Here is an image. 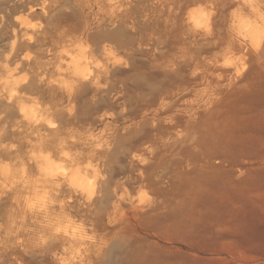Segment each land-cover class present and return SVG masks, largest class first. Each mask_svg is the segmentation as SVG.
Instances as JSON below:
<instances>
[{"label":"rangeland","instance_id":"1","mask_svg":"<svg viewBox=\"0 0 264 264\" xmlns=\"http://www.w3.org/2000/svg\"><path fill=\"white\" fill-rule=\"evenodd\" d=\"M39 2L0 0L5 17L0 49L8 50L11 30L18 27L13 16ZM203 2L118 0L123 11L108 15L107 0H48L46 9L32 15L45 25L36 39L43 40V49L54 52L58 38L72 36L86 39L97 52L109 44L127 62L110 74L105 101L92 104L87 89L76 103L82 122L75 127L107 125L111 133V150L99 154L107 179L92 204V222L102 237L92 264H264V56L247 61L246 84L204 112L205 84H193L191 73L200 54L212 57L228 43L234 5L215 0L219 44L200 52L187 35L185 14ZM27 48L35 53L30 62L35 69L39 47L24 43L21 55ZM102 112L114 115L100 120ZM8 115L0 125L18 118L16 109ZM133 153L149 163L134 160ZM138 185L154 197L150 207L132 208L124 201L114 207L125 186ZM11 195L0 200V218ZM58 247L27 254L18 247L0 248V262L17 264L15 256L22 264H54L51 252Z\"/></svg>","mask_w":264,"mask_h":264},{"label":"clouds","instance_id":"2","mask_svg":"<svg viewBox=\"0 0 264 264\" xmlns=\"http://www.w3.org/2000/svg\"><path fill=\"white\" fill-rule=\"evenodd\" d=\"M19 2L25 4L26 0ZM231 3L234 7L228 13L229 41L206 60L213 69L231 71L227 78L222 71L209 72L217 81H224L212 87L205 81V86L200 89L203 103L209 107L220 98L215 94L216 87L231 88L248 70V52H264V0H231ZM107 4L108 15L123 11L118 0H107ZM47 6L48 0L29 3L27 11L13 16L18 27L11 30L8 50L0 49L3 51L0 59V101L15 106L18 118L11 130L23 134L22 142L27 145L21 153L18 143L3 141L8 124L0 125V152L9 156L8 159L0 157V200L12 194L6 215L0 218V248L18 247L27 254L30 249L59 245L51 252L54 264H92L90 257L102 237L94 223L74 215L71 206L74 203L92 205L99 195L98 189L107 179L102 168L103 157L99 154L111 150V133L107 125L100 128L88 125L84 129L69 126L60 134L56 131L60 125L55 114L63 111L69 117L74 116L76 103L73 98L84 85L95 90L89 97L95 101V93L108 87L107 81L113 69L127 67V62L109 44L97 52L86 39L68 36L56 45L54 52L47 50L49 58L43 62V67L33 69L30 66V62L36 59L31 48L25 49L12 63L19 43L32 45L36 42L37 34L45 25L39 18L33 19L32 15L37 8L44 10ZM100 11L105 9L101 7ZM216 16L215 0H205L187 10L185 24L190 32L210 38V46H216L219 44L213 38V19ZM4 20L0 14V27ZM25 64L29 67L25 68ZM201 72L203 69L197 67L191 75L195 77ZM33 74L37 75L38 84L57 88L68 102L54 108L39 96L23 91ZM113 115L102 112L99 119ZM5 116L6 113L0 111V120ZM145 147L149 153L152 152L151 148ZM132 158L143 165L149 163L142 153H133ZM239 175L243 176V171ZM113 192L116 195V189ZM121 201L132 208H146L152 205L154 197L143 185L136 186L135 190L125 186L123 192L116 195L114 207H119L118 202ZM13 259L22 264L15 256Z\"/></svg>","mask_w":264,"mask_h":264},{"label":"bare ground","instance_id":"3","mask_svg":"<svg viewBox=\"0 0 264 264\" xmlns=\"http://www.w3.org/2000/svg\"><path fill=\"white\" fill-rule=\"evenodd\" d=\"M186 28H187L186 29L187 35L189 37L193 38V40H194L193 43L198 47V51L201 52L204 49H208L209 47H213V46H210V44H211V39L210 38H202V34L190 32L188 30V26L187 25H186ZM0 30H1V27H0ZM11 35H12V32H11ZM227 36H228V38H230L229 32H228ZM198 37L200 38V40L197 41L196 39ZM213 38L214 39L217 38V33H215V31H214V37ZM64 40H65L64 36L60 37V38H58V43H62V42H64ZM43 43H44L43 40H37L36 41V45L39 47V57H38V60L35 63V67H38V66L39 67H43L44 66L43 62L49 58L48 57V52H47L48 48L43 49V45H44ZM23 46H24V42L19 43V45H18V47L16 49V52H15V55L13 56L15 61L20 58L21 49H22ZM247 55L249 56L248 61H251V62L252 61H255V62L257 61L258 62V61L263 59L264 52H261L259 54H254L251 51H249ZM143 56H144V54H143ZM211 58L212 57H210V56L202 57V55L200 54V61H198V63L196 64V68L197 67L202 68L203 72H201L197 76L193 77V80H194L193 84H205V81H207L208 82V86L212 87L214 85H219V84H223L224 83V81H217L214 76H210L209 72L222 71L223 74L225 75V77L227 78V76L229 75L231 70H219V69L211 68L206 63V60L207 59H211ZM178 65L180 66L181 63L178 64ZM26 67H29V64H25V68ZM246 79H247V74L245 73L243 75V77L240 78L235 84H233V86L231 88L216 87L215 88V94L218 95L221 98L224 94L231 93L233 90H236L239 87H241L242 85L240 86V84H246ZM37 80H38V77L35 74L32 77L31 81L26 86H24L23 91L29 92L32 95L39 96L41 98V100L46 101L47 103L51 104L54 108L57 107V106H62V104L68 102L67 97L64 96V94L62 92H60L57 88H55V87L46 88L44 85L38 84ZM87 89L90 90L89 96L93 95V92L95 90L90 88L88 85H84L77 92L76 96L73 98L75 103H80V100H83L82 99V97H83L82 95L85 93V91ZM109 92L111 93L109 88L103 89L100 92H96L95 93V95H96L95 101H93L90 98H89V100L92 102V104L95 105L99 101H105L107 99V95L110 94ZM217 102H218V100H214L211 103L210 107L208 106V104H205L204 107L206 109H204V112H206L208 109L212 108L213 105H215ZM14 109H16L14 105H8L4 101H0V111L5 112L6 115H8ZM55 116H56V119H57V121L59 122V125H60V127L56 131L58 133H60V134L63 133L65 128H67L69 126H74V124H76L78 121L82 122L81 120H78V117H77L76 114L74 116H72V117H69L67 115V113L63 112V111L57 112L55 114ZM15 121L16 120H10V122H8V131H7V134L3 138L4 139L3 141L6 140V141H11V142H18L19 145H20L19 151L21 153H23L24 149L27 147V145L22 142L23 139H24V135L19 133V132H13L11 130ZM25 133H26V130H25ZM0 154H5V153L0 152ZM71 207H72V211H73L74 215L92 222V213H93L92 205L81 206L79 204L74 203Z\"/></svg>","mask_w":264,"mask_h":264}]
</instances>
